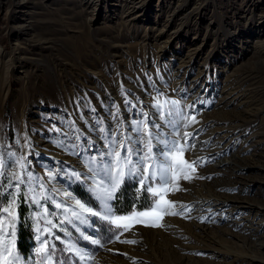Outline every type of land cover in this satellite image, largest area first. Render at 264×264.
I'll use <instances>...</instances> for the list:
<instances>
[{
  "label": "rangeland",
  "instance_id": "obj_1",
  "mask_svg": "<svg viewBox=\"0 0 264 264\" xmlns=\"http://www.w3.org/2000/svg\"><path fill=\"white\" fill-rule=\"evenodd\" d=\"M232 1L221 7L218 0H0V142L12 143L27 129L50 165L64 161L82 170L80 159L56 147V134L47 131L61 127L57 117L66 109L96 139L74 101H91L113 128L104 106L118 104L125 124L139 118L125 109L121 83L145 112L154 111L157 89L172 99L187 93L186 104L204 101L196 105L200 123L186 131H205L184 158L193 160L195 149L208 151L215 159L197 171L211 178L162 193L176 202L173 210L182 211L181 204L192 210L162 215L159 227L129 221L131 231L120 239L137 243L93 249L98 264H264V135H257L264 131V56L252 55L253 45L264 41V24L241 30L247 20L237 19V6L234 21H225ZM255 1H249L252 12ZM201 182L218 195L220 207L182 202ZM30 211L21 198V218ZM95 227L101 230L99 221Z\"/></svg>",
  "mask_w": 264,
  "mask_h": 264
},
{
  "label": "snow or ice",
  "instance_id": "obj_2",
  "mask_svg": "<svg viewBox=\"0 0 264 264\" xmlns=\"http://www.w3.org/2000/svg\"><path fill=\"white\" fill-rule=\"evenodd\" d=\"M120 92L125 109L136 110L134 116L139 118L125 124L118 104L104 106L115 123L113 128L99 116L91 101L84 99L73 103L79 119L96 139L85 134L66 109L61 110L63 116L57 117L61 127L53 125L47 130L56 134L52 141L56 147L80 159L82 170L64 161H53L50 165L51 158L35 150L27 129L15 135L12 143L0 142V264H98L93 249L117 241L137 243L120 239L123 233L131 231L129 221L159 227L162 225L157 221L162 215H183V210H192L191 205L183 204L179 206L182 211L173 210L176 202L165 199L162 193L179 190L181 180L211 178L200 176L197 169L215 157L191 161L184 158L205 131V128H198L195 133L186 131L200 123L196 105L204 101L186 104L187 93L172 99L157 89L151 105L154 111L150 113L143 111L142 101L129 99L130 93L122 83ZM84 111L89 112V118L84 117ZM211 142V138L203 141ZM37 167L44 169L43 174L36 171ZM73 185L86 193L83 199L75 193ZM126 185L135 188L137 201L146 194L150 203L145 210L136 211L134 204L127 215L117 214L115 202ZM21 198L23 205L31 209L23 218L19 212ZM148 216L152 219H142ZM200 219L203 222L211 218ZM97 221L106 225L107 239L98 234ZM20 225L33 233L27 254L18 248Z\"/></svg>",
  "mask_w": 264,
  "mask_h": 264
},
{
  "label": "bare ground",
  "instance_id": "obj_3",
  "mask_svg": "<svg viewBox=\"0 0 264 264\" xmlns=\"http://www.w3.org/2000/svg\"><path fill=\"white\" fill-rule=\"evenodd\" d=\"M223 1L224 0H218L217 4L219 6H221V7H224L221 4ZM249 1L250 0H239V1L238 0H234V1H232L233 4H231V9H230V11L224 17L225 21H226V19H229V20L234 21V19H235V12L233 11V9L237 6L238 7L237 19L238 20H240V19L247 20L244 24H240L241 25L240 26V29L241 30L246 31V30H249V29H251L253 27H261L264 24V2L262 0H256L255 1L256 2V6L253 8V12H252V7L249 5ZM227 6H229V5H227ZM258 8H259V10L262 13L261 12L260 13H256V10ZM244 12H245V14H246V12H249L250 17L247 18L246 15L244 16L243 15ZM227 24H230L231 26L233 25L232 22L231 23L229 22ZM198 32H200V30ZM240 32H243V31H240ZM256 33L258 35H260L262 32L259 31V32H256ZM258 42L259 43H255L253 45L254 50L252 51L253 52L252 55H253V57H255V59H260V57H263L264 56V41L263 40H259ZM259 94H260V92H259ZM232 129L234 131H236L237 130V127H233ZM257 135L258 136L264 135V131L261 130V128H260L257 131ZM208 137H209V135H208ZM195 150L196 151H195V153H194V155L192 157L193 159H196V158H206L207 157V154H208L207 152L208 151H205L204 152V151H202L200 149H195ZM225 160L227 161L226 158H225ZM229 162H232V161L229 160ZM209 170H211V171L217 170L216 172H219L220 171V170L214 168L212 165L209 167ZM198 173L203 174V173H205V171L198 170ZM194 181L195 180H192L190 182L189 181L188 182H185V181L181 180L179 186L180 187L186 186L187 188L188 187L190 188V185H193V182ZM219 199L220 198H218V195L213 190H211L210 187L207 186L206 182L205 183L204 182H201L200 189L199 190H194L192 196H189V195H186L185 196V195H183V201L182 202H189V201L190 202H193L195 204V207H197L198 209H202V208H205V207H216V206H218L220 204V200ZM218 207H220V206H218ZM224 233H226V232L224 231Z\"/></svg>",
  "mask_w": 264,
  "mask_h": 264
},
{
  "label": "trees",
  "instance_id": "obj_4",
  "mask_svg": "<svg viewBox=\"0 0 264 264\" xmlns=\"http://www.w3.org/2000/svg\"><path fill=\"white\" fill-rule=\"evenodd\" d=\"M1 42L3 41L0 40V43ZM75 191L79 196H82V198H84V196L86 195V193L81 191V189L76 186H75ZM134 193H135L134 187L127 185L125 186L121 198L115 202L117 214L122 215V214L130 213L131 211H133L134 204H135V210H141L146 208V206L150 203V200L146 196V194H142L140 196L139 201H137ZM100 227H101L100 230L101 235L107 236V234L104 232V228L106 227V225H102L100 223ZM32 240H33V233L27 230L23 225H20L18 227V248L22 253L27 254L31 250ZM57 247H60L59 242L57 243Z\"/></svg>",
  "mask_w": 264,
  "mask_h": 264
}]
</instances>
